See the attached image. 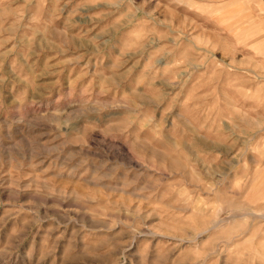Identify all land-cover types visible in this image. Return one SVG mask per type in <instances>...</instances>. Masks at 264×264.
Instances as JSON below:
<instances>
[{
    "label": "rangeland",
    "instance_id": "obj_1",
    "mask_svg": "<svg viewBox=\"0 0 264 264\" xmlns=\"http://www.w3.org/2000/svg\"><path fill=\"white\" fill-rule=\"evenodd\" d=\"M0 264H264V0H0Z\"/></svg>",
    "mask_w": 264,
    "mask_h": 264
}]
</instances>
